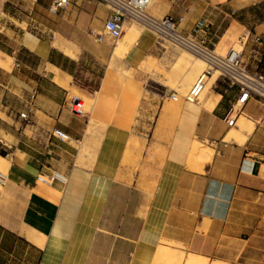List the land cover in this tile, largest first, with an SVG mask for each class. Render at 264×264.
I'll return each instance as SVG.
<instances>
[{
  "label": "crops",
  "instance_id": "crops-1",
  "mask_svg": "<svg viewBox=\"0 0 264 264\" xmlns=\"http://www.w3.org/2000/svg\"><path fill=\"white\" fill-rule=\"evenodd\" d=\"M51 4L0 0V264H151L159 246L236 264L253 222L243 209L264 211V101L238 105L239 88L216 77L188 102L178 90L195 68L152 32L136 26L114 58L128 25L120 40L97 41L106 6ZM146 12L214 50L237 44L245 69L264 77V0H150ZM87 63L100 67L88 80ZM71 91L89 101L81 114ZM194 142L210 152L195 166ZM51 171L65 182L35 179Z\"/></svg>",
  "mask_w": 264,
  "mask_h": 264
},
{
  "label": "built area",
  "instance_id": "built-area-1",
  "mask_svg": "<svg viewBox=\"0 0 264 264\" xmlns=\"http://www.w3.org/2000/svg\"><path fill=\"white\" fill-rule=\"evenodd\" d=\"M69 0H52L51 8L55 11L63 8ZM97 3L108 8L110 15L104 21L103 32L96 34V40L101 42L103 38L111 41L118 40L124 30V24L130 21L139 23L144 29L152 32L157 40H165L186 50L196 58L202 60L207 68L201 72L189 88L185 100L194 102L198 99L203 90L206 81L211 77L214 71L218 72V77L222 78L228 86H237L240 91L239 100L242 103L254 97L264 101V77L249 73L240 61V51L229 49L225 56H218L214 53L211 45L203 41H197L189 35L182 34L176 29L175 21L171 16H164L156 19L146 12V7L150 0H94ZM200 24L196 26L194 32L199 29ZM175 100L172 95L169 96ZM72 104V103H71ZM71 111L77 114L72 109ZM19 117L26 120V114H19ZM233 120H228L231 125ZM53 136L64 140L60 131H53ZM35 179L45 185H51L54 182L64 183L65 176L58 171H51L48 174L39 173ZM7 182V175L0 171V186Z\"/></svg>",
  "mask_w": 264,
  "mask_h": 264
},
{
  "label": "rangeland",
  "instance_id": "rangeland-1",
  "mask_svg": "<svg viewBox=\"0 0 264 264\" xmlns=\"http://www.w3.org/2000/svg\"><path fill=\"white\" fill-rule=\"evenodd\" d=\"M126 25H128L129 28L130 27L136 28V26L143 28L139 23H137L135 21H130L128 23H125L124 27ZM157 41L163 42V45L165 47L171 48L174 51H176L177 53L181 54V56L179 57L180 62H181V60H188V62L191 63L195 68L194 74L190 77L189 82L187 84H185V86H183L180 90H178L179 94L185 98L189 88L191 87V85L193 84V82L195 81L197 76H199L201 74V72L207 68V66L202 60L196 58L195 56H193L192 54H190L186 50H183L182 48H180L176 45H173L168 41H165V40H157ZM231 48L236 50V51H239V47L237 44H233L232 46H230V49ZM227 52L226 51L220 52L218 50H214V53H216L218 56H225V54ZM182 64L185 67H188L184 63H182ZM149 69L150 70L156 69V71H158V68H154L153 66H149ZM99 70H100V67L94 66L91 63H87L84 66H82L81 76L83 79L88 80L91 76L92 77L96 76L99 73ZM216 77H218V72L214 71L211 75V78L206 81L203 90L200 92V94L198 96V99L200 101L203 99L205 94L209 92V87L211 85V82ZM69 96L79 97L80 101L82 102V104H80L79 106H74L73 107L74 110H76L78 112H80L82 109H83V111L87 110L89 101L86 100L80 93H78L76 91H71ZM69 108L71 109V100L69 101ZM155 110H156V107L151 106V109H149V111H148L149 114L147 115L148 119L146 118V122H148V123L153 122V119H154L153 114H154ZM149 132L150 131H148V130L145 131V134H146L145 137H147ZM0 171L5 172V169L0 168ZM242 214L245 216L251 217L253 219V222L251 224H249V227H248V230L250 231V240H248L246 243H244V242L240 243L241 246H240V248L238 247V249L241 250V255H240V257H238L237 259H235L233 261L236 264H264V211H256V210L254 211V210L248 209V207H247V208L243 209ZM159 248H160V246L156 249L154 256H153V259H156L154 257H158L157 256V250ZM170 249H172V248H170ZM172 251L177 252V253H181V251H177L174 249H172ZM183 255H184V253H183ZM157 259H158V261H157ZM157 259H156V261H154L151 264H166L164 259H163L164 263L160 262V259H162L161 257H158ZM223 264H226V263H223Z\"/></svg>",
  "mask_w": 264,
  "mask_h": 264
},
{
  "label": "bare ground",
  "instance_id": "bare-ground-1",
  "mask_svg": "<svg viewBox=\"0 0 264 264\" xmlns=\"http://www.w3.org/2000/svg\"><path fill=\"white\" fill-rule=\"evenodd\" d=\"M137 35H138V29L128 27L127 33L122 35L124 37L121 38L123 39L122 42H124L126 45H124V43L119 42V41L117 43L115 42L116 44L114 45V49L112 51V57L119 58L120 56H122V54L127 50V48L133 42H136L135 39ZM109 66L113 67L112 64H109ZM241 103H242V99L238 101V105H240ZM238 125H239V131L243 129L248 130V121L246 120L240 119ZM229 137L237 138L239 137V133H230ZM209 157H210V152L204 146H202L201 144L197 142H194L191 145L190 153H189V160L193 162L192 163L193 166H195L196 164L195 162H207L209 160ZM157 256L162 258L160 259V262L164 263L163 261L164 259L166 264H207V259L205 257L194 255V254H188L186 257H184L182 252L181 253L173 252L172 249H170L167 246H162V247L160 246V248L157 250ZM158 257H154V258L157 259ZM156 259H153V262L156 261ZM210 264H223V263L220 261H212Z\"/></svg>",
  "mask_w": 264,
  "mask_h": 264
}]
</instances>
